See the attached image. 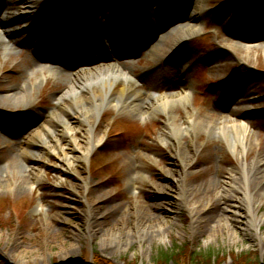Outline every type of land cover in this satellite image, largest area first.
Returning <instances> with one entry per match:
<instances>
[{"label":"rangeland","instance_id":"rangeland-1","mask_svg":"<svg viewBox=\"0 0 264 264\" xmlns=\"http://www.w3.org/2000/svg\"><path fill=\"white\" fill-rule=\"evenodd\" d=\"M7 1L11 11L23 6L21 0ZM56 1L32 0L33 18L44 17L41 4L54 10ZM91 1L83 25L94 36V24L111 15V0ZM149 1L138 8H158ZM189 1H154L163 10L152 12L160 20L156 30H166L158 36L162 49L128 62L135 73H143L140 95L146 99V91L168 95L189 88V105L198 115L238 108L256 143L264 145V0H191L201 13L186 8ZM191 13L193 20L188 19ZM22 22L16 20L12 28L19 30ZM149 30L138 45L154 32ZM23 35L14 36L17 46L11 51L0 52V133L6 139H0V264H156L162 253L177 259L169 264L206 263L198 256L190 259L191 252L209 253L206 264H264V219L252 229L246 225L241 197L233 217L225 211L227 202H216L229 175L238 177V165L264 154L259 148L230 153L220 138L205 131L161 143L163 115L153 112L140 119L106 107L92 118L91 138H100L99 143L88 147L86 127L79 124L73 133L79 150L68 157V165L61 153L39 159L10 156L26 148L27 129H38L59 110L55 99L65 91L55 77L31 66L39 45L35 39L29 44ZM30 84L16 99L3 97L10 87ZM62 103L69 104L65 96ZM174 114L180 118L183 111L176 107ZM137 170L143 175L134 180L133 190L130 173ZM181 187L189 190L186 204L179 197ZM202 192L212 194L204 215L226 217L221 228L232 229L233 236L223 230L211 233V224L194 218L198 209L193 202ZM253 208L257 218L264 215V198Z\"/></svg>","mask_w":264,"mask_h":264},{"label":"bare ground","instance_id":"bare-ground-1","mask_svg":"<svg viewBox=\"0 0 264 264\" xmlns=\"http://www.w3.org/2000/svg\"><path fill=\"white\" fill-rule=\"evenodd\" d=\"M32 3V0H23L22 2L23 9L21 10L27 17L33 13L34 6ZM58 3L68 4L67 0H59ZM5 4V0H1L0 15L2 16L1 19L4 18L9 22L13 18L14 13L9 8H6ZM68 9H71V5L69 4ZM195 18L196 15H192V13L188 15L189 20ZM189 28L193 29L196 27L191 25ZM127 31L128 27L124 25L120 33L122 39L127 37ZM12 39V34H0V52L5 54L15 47L16 42H13L14 40ZM183 39H179L178 42H182ZM161 44L156 45L152 50L158 51ZM232 47L237 48L236 45ZM85 60L87 61V59ZM29 62L31 66H35L32 59ZM56 79L57 83L65 87L62 96L55 99L59 110L50 113L48 119H45L38 129H27L30 133L26 141V148L15 149L16 154L11 151L9 153L10 156L16 155L17 157L20 155L25 157L31 155L39 159L40 156H44L45 154L57 156L58 153H61L62 158H64L68 165V157L75 153L76 150H79L76 138L73 136L75 131L80 130L79 124L86 127L85 132L87 136L85 139L88 147H94L99 143L100 138H91V131L94 127L92 118L106 107H111L120 112V114H132L140 119L151 115L153 112L163 115L162 132L158 136V141L161 143L177 140L183 135L189 138L194 137L198 132L205 131L209 136L212 135L213 137L220 138L224 143L225 150L230 153L241 155L252 148H259L264 153V145L259 146L254 140L249 128L250 126L246 123L247 117L241 110L238 108H227V113L217 116L198 115L197 111L189 105V88H184L168 95H151L143 99L139 93V89L133 83L134 78L132 73L129 71L127 73L121 67H117L110 62L85 66L81 69V73L74 74L72 78L60 76ZM127 79H130V81H127ZM27 87L31 88L33 86L32 84L26 87L22 86L19 90L15 87H10L3 97L6 99L11 98L12 100L16 99L27 90ZM115 89H117L116 92ZM79 92L85 93L84 98L78 96ZM63 96L69 101V104L62 103ZM143 104L147 105L144 111L140 109ZM176 107H180L183 111L180 118L174 114ZM27 109H25L26 112L28 111ZM92 113L94 114L92 115ZM36 118H38L37 115ZM25 123L23 122L22 127H25ZM0 139H3L2 142L5 143L6 139L1 133ZM65 146L67 151L64 150ZM238 172V177L229 175V178L225 180L226 182L222 190L218 191L216 202L217 200L227 202L228 206L225 208V211L228 212L229 216L233 217L238 212V204L235 201L241 197V207L247 213L246 225L252 229H256L264 219V215H260L257 218L253 208L254 205L261 204L264 198V154H256L248 162L240 163L238 165ZM165 173H167L166 170ZM130 174L131 187L133 186L132 189L135 190L134 180L142 177L143 173L141 170H137ZM182 175L186 176V173L183 172ZM211 184L215 185V180H212ZM82 185H86L85 182L82 181ZM180 189L181 194L179 197H181L182 202L186 204L191 201L189 190L182 187ZM201 194L193 202L198 209L194 213V218L197 217L196 220L199 222L206 221L212 225L209 229L203 227L204 231L208 229L207 231L211 233H219L223 230L227 235L233 236L232 229L221 228V226H226L228 222L226 217L217 213L204 215L203 212L208 208L212 194L210 192H202Z\"/></svg>","mask_w":264,"mask_h":264},{"label":"trees","instance_id":"trees-1","mask_svg":"<svg viewBox=\"0 0 264 264\" xmlns=\"http://www.w3.org/2000/svg\"><path fill=\"white\" fill-rule=\"evenodd\" d=\"M196 257V256H198V257H200V259H204V263L206 262H209L207 259H208V257H209V253H205V254H203V253H193V252H191L190 254H189V258L191 259V258H193V257ZM159 260H157V262H159V263H156V264H169L168 262L170 261V260H172V259H174L175 261H177V259L176 258H174V255L173 254H167V253H162L161 254V256L158 258ZM199 259V260H200ZM176 263V262H175ZM205 263V264H206ZM176 264H178V263H176Z\"/></svg>","mask_w":264,"mask_h":264}]
</instances>
